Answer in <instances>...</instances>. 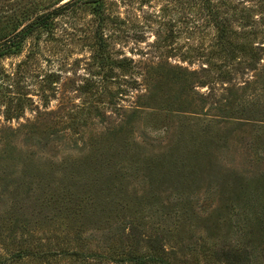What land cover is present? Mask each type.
<instances>
[{
	"label": "rangeland",
	"instance_id": "obj_1",
	"mask_svg": "<svg viewBox=\"0 0 264 264\" xmlns=\"http://www.w3.org/2000/svg\"><path fill=\"white\" fill-rule=\"evenodd\" d=\"M40 1L0 5L21 16ZM106 7V47L78 5L0 56V264H136L112 259L156 240L170 264H237L235 245L264 264V0ZM79 163L97 173L64 196Z\"/></svg>",
	"mask_w": 264,
	"mask_h": 264
},
{
	"label": "trees",
	"instance_id": "obj_2",
	"mask_svg": "<svg viewBox=\"0 0 264 264\" xmlns=\"http://www.w3.org/2000/svg\"><path fill=\"white\" fill-rule=\"evenodd\" d=\"M61 2L63 3L61 4ZM36 4V6L26 8L22 12L21 16H18L17 13H15L14 15L10 14L8 10H4V7L0 5V56L17 53L27 38H29L33 33H35L39 29H50L53 25L54 20L58 16L63 14L65 10H68L72 7L78 5H84L88 7L90 12L94 14L99 21H103L102 24L100 23V25L98 26L100 28L106 22V20L110 18V15L107 13L106 0H41L40 3ZM226 24L227 22L225 21L217 22V26L219 29L218 40L221 43L230 42L231 36L228 33V28ZM100 28L97 29L95 32L96 43L101 47H106L107 42L104 39V31L102 30V28ZM177 68H174V70L172 71L173 73L167 76L168 80L172 81L174 84H177V82L179 80H182V78L187 74L185 70ZM151 93L152 92H150L149 94ZM139 110L141 109L135 108L129 113H126V117L128 119L125 122L128 124L133 123ZM181 112L184 113L183 116L186 115V111ZM183 124H185V121H183ZM123 125V123H120V126L114 125L113 127L109 128L108 132L105 134L109 135L110 137L118 138L120 136L119 134L123 135V133H126L123 128ZM44 142L45 141L43 138H39L37 141V145L43 146ZM46 143L47 142H45V144ZM196 156L201 158L202 154L197 153ZM78 165L74 166V170H76L75 172L78 174L80 172L82 173L83 177H78L79 179H81V185L77 188V190L66 189L67 191L65 192L64 196L71 195L78 198L79 189H82L84 186L86 188H89V183H91V181L88 182L87 180L91 178V175L97 173L96 171H89V169H81L80 163ZM183 165L185 164L183 163ZM99 183L100 191L103 192L105 186H107L108 184H105V180L103 179H100ZM66 200L67 198H65L63 201L65 202ZM259 222L262 225L264 235V214L259 217ZM253 232H255V230L251 228L249 236L250 233L252 234ZM153 249L155 250V253L152 254L139 255L135 253H130L127 257H120L112 260L119 262L130 261L135 262L136 264H170L169 261L164 260L162 255H160V253L164 251L163 245L161 244L160 240H156L155 245H153ZM26 252L27 251H25V249H21L15 255L23 258L24 256H26ZM223 255H233L235 258H237V264H244V262L242 261L244 257L243 255H252V252L249 250L248 247H241V245H235L231 250L223 253Z\"/></svg>",
	"mask_w": 264,
	"mask_h": 264
}]
</instances>
